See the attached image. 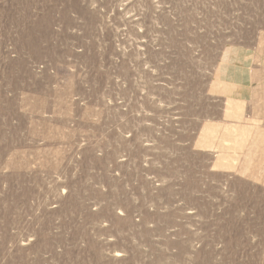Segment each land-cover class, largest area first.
I'll return each mask as SVG.
<instances>
[{
    "label": "rangeland",
    "instance_id": "1",
    "mask_svg": "<svg viewBox=\"0 0 264 264\" xmlns=\"http://www.w3.org/2000/svg\"><path fill=\"white\" fill-rule=\"evenodd\" d=\"M0 264H264V0H0Z\"/></svg>",
    "mask_w": 264,
    "mask_h": 264
},
{
    "label": "crops",
    "instance_id": "2",
    "mask_svg": "<svg viewBox=\"0 0 264 264\" xmlns=\"http://www.w3.org/2000/svg\"><path fill=\"white\" fill-rule=\"evenodd\" d=\"M238 115L239 114H237V117H238ZM213 127H214V125L211 127V126H208L206 129H207V131H209V132H211L212 131V133H213V131H214V129H213ZM242 129H245L244 127L242 128ZM241 131V130H240ZM229 132V131H228ZM230 133V132H229ZM241 133H242V131H241Z\"/></svg>",
    "mask_w": 264,
    "mask_h": 264
}]
</instances>
